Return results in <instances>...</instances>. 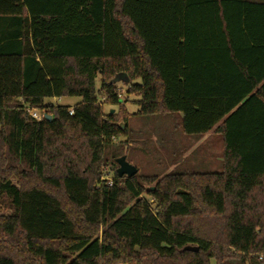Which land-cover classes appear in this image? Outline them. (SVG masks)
<instances>
[{
	"label": "trees",
	"instance_id": "trees-1",
	"mask_svg": "<svg viewBox=\"0 0 264 264\" xmlns=\"http://www.w3.org/2000/svg\"><path fill=\"white\" fill-rule=\"evenodd\" d=\"M119 82L219 170L120 178ZM0 264H264V3L0 0Z\"/></svg>",
	"mask_w": 264,
	"mask_h": 264
},
{
	"label": "rangeland",
	"instance_id": "rangeland-1",
	"mask_svg": "<svg viewBox=\"0 0 264 264\" xmlns=\"http://www.w3.org/2000/svg\"><path fill=\"white\" fill-rule=\"evenodd\" d=\"M118 85L119 92L122 93L121 99L130 118L127 123L121 124L124 130H128L127 135L113 141V145L108 149V153L116 157L115 164L117 159L126 156L127 161L138 169L140 177H157L153 187L164 176L175 171L177 167H183V165L193 167V165L199 164L203 168L202 171L219 170L221 140L212 141L200 147L202 141L197 142L187 137L176 124H173L171 119L134 116L139 111L135 102L140 99L128 96L125 84L119 82ZM97 88H100L99 80ZM46 102L69 106L72 110L81 102V99H54ZM109 111L114 113L117 108L105 105L104 112L108 114ZM35 112L43 118L42 112ZM117 169L118 167L113 168L114 171ZM107 179L111 182L112 176H108ZM149 187L151 186H147V188ZM144 197L147 198L148 196L144 195Z\"/></svg>",
	"mask_w": 264,
	"mask_h": 264
},
{
	"label": "water",
	"instance_id": "water-1",
	"mask_svg": "<svg viewBox=\"0 0 264 264\" xmlns=\"http://www.w3.org/2000/svg\"><path fill=\"white\" fill-rule=\"evenodd\" d=\"M45 117L49 121H51L52 119L50 116H45ZM116 164L118 165V169L116 170V172L120 178H123V177L132 178L138 174V169L127 161L126 156H123L120 159H117ZM186 250L198 251L197 248H192V247H188L186 248Z\"/></svg>",
	"mask_w": 264,
	"mask_h": 264
},
{
	"label": "crops",
	"instance_id": "crops-1",
	"mask_svg": "<svg viewBox=\"0 0 264 264\" xmlns=\"http://www.w3.org/2000/svg\"><path fill=\"white\" fill-rule=\"evenodd\" d=\"M248 1L256 2V3H264V0H248ZM210 136L211 135H207L203 139L200 140V141H202V143L200 144V147H203V146H205L204 144L209 143L207 141L210 139ZM200 141H198V142H200ZM200 147H197V148H200ZM219 160H220V162L222 161L221 158H219Z\"/></svg>",
	"mask_w": 264,
	"mask_h": 264
},
{
	"label": "built area",
	"instance_id": "built-area-1",
	"mask_svg": "<svg viewBox=\"0 0 264 264\" xmlns=\"http://www.w3.org/2000/svg\"><path fill=\"white\" fill-rule=\"evenodd\" d=\"M29 112H30V115H31L34 119H36V120H38V121H41V120H42V118L38 115L37 112H35V111H29Z\"/></svg>",
	"mask_w": 264,
	"mask_h": 264
}]
</instances>
